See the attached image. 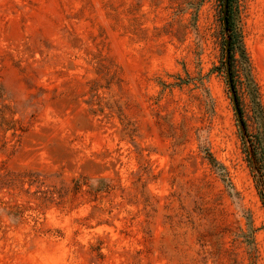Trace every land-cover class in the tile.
Masks as SVG:
<instances>
[{
    "label": "rangeland",
    "instance_id": "1",
    "mask_svg": "<svg viewBox=\"0 0 264 264\" xmlns=\"http://www.w3.org/2000/svg\"><path fill=\"white\" fill-rule=\"evenodd\" d=\"M225 14L0 0V264H264V0Z\"/></svg>",
    "mask_w": 264,
    "mask_h": 264
},
{
    "label": "water",
    "instance_id": "2",
    "mask_svg": "<svg viewBox=\"0 0 264 264\" xmlns=\"http://www.w3.org/2000/svg\"><path fill=\"white\" fill-rule=\"evenodd\" d=\"M227 9H228V0H225V16H224V25H225V28H228V16H227ZM227 58H229V54H230V43L227 42ZM229 81H230V84L232 85V80H231V77H229ZM234 97V101H236V98L235 96Z\"/></svg>",
    "mask_w": 264,
    "mask_h": 264
}]
</instances>
